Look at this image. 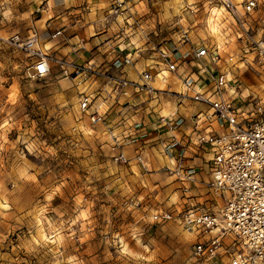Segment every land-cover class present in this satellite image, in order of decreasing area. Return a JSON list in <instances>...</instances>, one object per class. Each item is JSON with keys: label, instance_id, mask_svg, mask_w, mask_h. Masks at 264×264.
I'll use <instances>...</instances> for the list:
<instances>
[{"label": "rangeland", "instance_id": "rangeland-1", "mask_svg": "<svg viewBox=\"0 0 264 264\" xmlns=\"http://www.w3.org/2000/svg\"><path fill=\"white\" fill-rule=\"evenodd\" d=\"M74 1L0 0V264H199L191 255L193 232L173 220L153 222L148 216L154 209H174L191 201L175 174L160 164L143 174L132 160L115 162L110 137L115 134L122 149L134 151L124 152L128 157L142 154L136 143L156 140L164 143L159 149L164 158L171 156L170 131L178 135L184 121L176 108L193 100L183 85L189 76L177 80L178 89L108 97L96 106L104 122L92 124L87 112L79 110L78 96L84 90L93 93V104L99 102L93 80L77 83L55 66L41 77L26 73L31 59L12 37L23 39L33 26L44 48L51 32L47 21L61 25L60 8L65 3L63 8L74 6ZM231 1L251 35L263 37L264 0H257L248 12L242 11L243 0ZM83 2L88 4L84 12L108 22V0ZM127 8V27L136 18L153 42L187 44L186 51L175 46L180 61L188 52L193 55L200 40L218 45L217 69L232 81V90L224 94L238 107L258 100L264 105V68L256 63L247 40L237 36L240 25L216 0H129ZM183 31L186 41L181 40ZM130 36L135 45H144L138 29ZM202 61L215 70L208 57ZM194 66L207 78L203 68ZM160 115L172 120V130ZM181 146L175 144V150ZM182 154L183 167L195 173L184 150ZM205 164L201 176L206 181L211 166ZM195 186L208 201L217 206L223 202L204 184ZM222 241L228 250L236 246L226 234Z\"/></svg>", "mask_w": 264, "mask_h": 264}, {"label": "built area", "instance_id": "built-area-1", "mask_svg": "<svg viewBox=\"0 0 264 264\" xmlns=\"http://www.w3.org/2000/svg\"><path fill=\"white\" fill-rule=\"evenodd\" d=\"M128 1L109 0V17L114 21L118 17L119 21L123 22L126 17L123 12ZM216 2L240 25L237 36L247 40L256 63L264 68V36L255 38L251 35L231 0ZM256 3L257 0H243L242 11H250ZM129 28L138 29L145 48L129 40L132 52L121 53L120 49H111L113 54L110 61L103 67L92 61L77 62L53 51H46L39 45L38 32L33 26L28 29L23 39H19L17 35L12 39L31 59L30 67L26 71L30 77L44 76L55 66L59 74L74 78L77 83L87 80L100 81V88L96 91L99 102L93 104V93L84 90L80 91L78 96L79 110L87 112L89 122L94 124L104 122L103 113L96 108L98 103H102L108 97L131 93L154 94L158 89L152 84V79L158 76L164 80L166 77L164 72L175 69L176 45L161 46L150 40L136 18L132 19ZM60 33L61 31L56 29L51 34ZM181 36V40H188L185 31ZM143 50L152 53L150 60H144L136 77H127L121 68L132 64L133 55L139 56ZM207 57L215 65V70L206 68L202 60ZM192 59L198 68H203L207 73L209 82L200 90L191 84L189 77L183 80L185 89L191 91L189 96L206 104L209 110L195 113L191 118L192 126L198 128L203 122L209 124L215 120L223 128L219 133L199 131L194 137L196 145H205L212 153L210 177L204 185L214 197L223 202L217 206L216 202L208 201L207 198L192 199L174 209H154L149 213V219L153 222L173 220L183 229L193 232L196 236L191 255L199 264H264V105L258 100L253 104L238 107L224 94L230 80L226 77L227 72L217 69L220 61L218 45H208L200 40L194 48ZM159 119L172 130V120L169 117L160 115ZM110 137L111 148L114 150L112 158L115 162L128 163L132 160L142 172L149 171L140 153H135L131 157L126 156L116 135L112 133ZM169 138L174 142L171 143L174 148L171 146L169 148L174 150L171 152L174 160L170 162L171 168L167 165L164 167L175 174L181 190L186 193L190 190L189 184L194 183V178L189 169L183 167L184 145L176 151L175 144L178 140L171 131ZM225 234L230 237L232 243H236L231 250L223 244L222 236ZM222 255L226 258L223 259Z\"/></svg>", "mask_w": 264, "mask_h": 264}, {"label": "crops", "instance_id": "crops-1", "mask_svg": "<svg viewBox=\"0 0 264 264\" xmlns=\"http://www.w3.org/2000/svg\"><path fill=\"white\" fill-rule=\"evenodd\" d=\"M73 3H75L74 6L68 5L66 8H63V6L69 4L65 3L60 8L61 11L58 13V15L62 16L63 18L62 20H59L61 25L53 23V20L47 21V23L50 24L51 32L49 36H46L47 40L43 44L44 49L47 51H53L56 54L64 55L67 58H72L77 62L92 61L100 67H103L105 64L107 65L109 63L113 54L111 49L113 48L120 49L121 53L132 52V45L129 43V40H131L132 36H130V33L133 32V30L128 31V27L124 23H121L118 17H115L116 21H114V19L112 20L111 18H107L108 22L103 24L102 21H99V17H97L98 15L91 16L89 11L84 12L85 10L83 9L88 7L86 2H83V0H75ZM128 3L129 1L125 4L127 10ZM126 13L127 11L124 10L123 15L125 16ZM56 29H59L61 33L52 35L51 33ZM175 42L176 41H174V43ZM165 43L166 42H164L163 45L168 46L165 45ZM175 44L180 51H186V48L189 47L183 42H176ZM141 48L145 47L142 46ZM141 53L142 54L139 56L133 55L132 64L124 65L121 68V71L127 77H136L137 71L142 68L144 60L148 61L150 60L149 57L152 56V53H150L149 50H143ZM194 63L195 62L192 60V55H190L188 52L183 56L182 61H180V58L177 59L176 66L173 71L164 72L166 74L165 78L167 79L165 85L159 82L157 79L154 80L152 84L156 87V89H167V87L172 86L178 89L180 84H177V80L187 75L193 80H196L197 83L194 85L196 88L203 90L207 84H209V82L207 78L204 79L198 75L200 72H196ZM93 83H95L94 86L100 88V83L99 85L96 83V81ZM231 83L232 81H230L226 91L232 90L230 88ZM207 107L208 106L204 103L190 100L189 105L176 108L177 114H183L184 121L178 130L179 134H174L178 140V143L184 145L185 155L188 156V164L194 165V168L197 170L192 174L194 183L189 184L190 190L185 193L191 195L189 198L191 200L204 198L200 194V188L195 186V184H204L205 180L201 175L206 169L205 162L208 161V164H210V158L212 155L210 149L207 146L196 145L194 137L199 131L219 133L222 132L221 130H223L220 124L215 120L210 121L209 124L203 122L200 127L193 129L192 122H190L188 119L189 115L196 113L197 111H207ZM157 136L161 137L163 134H157ZM159 141H162L161 138ZM156 142L157 143L135 144V146L140 148V151L142 152V154H140L143 156L148 170L151 166L157 164H160V166L168 165V163L174 160V156H168L165 159L161 151H159L164 143H158V140H156ZM122 151L127 155H131L134 152L130 149V147H126L125 149H122ZM132 165L140 170L139 166L135 163ZM142 173L149 174L152 172Z\"/></svg>", "mask_w": 264, "mask_h": 264}, {"label": "bare ground", "instance_id": "bare-ground-1", "mask_svg": "<svg viewBox=\"0 0 264 264\" xmlns=\"http://www.w3.org/2000/svg\"><path fill=\"white\" fill-rule=\"evenodd\" d=\"M156 79H157L159 82H161V83H165L166 80H167L166 78H165L164 80H161V79L158 78V76H155V77L152 79V83H153V81L156 80ZM182 90H183V88H182ZM182 90H181L180 92H178V93H179V94H180V93H183Z\"/></svg>", "mask_w": 264, "mask_h": 264}]
</instances>
